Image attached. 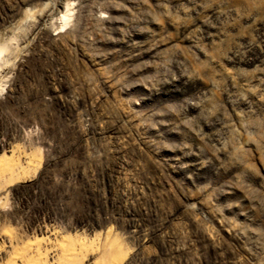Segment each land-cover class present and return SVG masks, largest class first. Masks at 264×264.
<instances>
[{"label": "rangeland", "instance_id": "1", "mask_svg": "<svg viewBox=\"0 0 264 264\" xmlns=\"http://www.w3.org/2000/svg\"><path fill=\"white\" fill-rule=\"evenodd\" d=\"M0 47L3 235L34 264H264V0H0Z\"/></svg>", "mask_w": 264, "mask_h": 264}, {"label": "bare ground", "instance_id": "2", "mask_svg": "<svg viewBox=\"0 0 264 264\" xmlns=\"http://www.w3.org/2000/svg\"><path fill=\"white\" fill-rule=\"evenodd\" d=\"M71 3L68 1H66V9L71 6L70 5ZM62 13V19L63 20H66L67 19V13H63V11L61 12H58L57 14H60ZM47 17V14L42 16L37 22L36 24L33 26L34 30H33V38L34 40H32V44H31V50H34L37 45L43 47L44 45H48V46H52V47H56L58 48V45L55 44L56 42L54 40H52L49 35H47L46 31H37L38 27L37 25L39 26V24L41 22H43V20H45V18ZM60 20V19H59ZM59 44V43H58ZM30 49V48H29ZM29 49H27V46L25 47V52H27ZM3 51H6L4 49H1L0 47V55L3 53ZM27 56V53L24 55V57ZM19 63H22L24 64L25 62L24 61H21ZM27 63V62H26ZM30 66V68L32 69V71H34L35 67L37 66V64H34V68L31 66V65H28ZM19 68V72H23L24 71V67L23 65H20L18 66ZM37 69V68H36ZM50 74V72H48ZM20 76V74H19ZM18 76V79H19V83L21 85V79L22 77H19ZM25 76L24 73H23V79H25ZM44 77H45V80L47 79V71L45 72L44 74ZM47 83V82H46ZM13 85H17V83L15 82ZM61 112V111H60ZM61 114H66V111H64V113H61ZM2 143V142H1ZM104 174V173H103ZM109 175L108 172H106V176ZM1 200V199H0ZM1 203H0V264H18L17 263V258L16 257H19V256H22L23 257V262L22 264H34V261H33V257L31 256L30 253H27V251L24 249V248H18L17 245H16V234H14L12 231L13 229H11L9 231V234L7 236L3 235L4 231H5V228H8V227H11V226H6L5 224H8V225H11V222L12 221H6L3 219L4 217L1 215ZM39 220V219H38ZM37 220V221H38ZM36 221V222H37ZM36 227V230L38 232H43V226L41 225H37L35 226ZM8 232V231H7ZM17 233V232H16Z\"/></svg>", "mask_w": 264, "mask_h": 264}]
</instances>
